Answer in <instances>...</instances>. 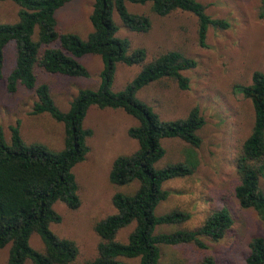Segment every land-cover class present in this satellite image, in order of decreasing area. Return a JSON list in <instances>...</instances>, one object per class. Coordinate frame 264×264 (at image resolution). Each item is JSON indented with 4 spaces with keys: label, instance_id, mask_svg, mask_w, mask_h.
I'll return each instance as SVG.
<instances>
[{
    "label": "trees",
    "instance_id": "trees-1",
    "mask_svg": "<svg viewBox=\"0 0 264 264\" xmlns=\"http://www.w3.org/2000/svg\"><path fill=\"white\" fill-rule=\"evenodd\" d=\"M5 1V0H0ZM19 6V19L14 23L0 22V79L5 78L9 92L20 86L34 92V114L49 113L64 124V147L53 150L42 142L24 140L20 125L11 126L8 141L0 131V248L11 244L7 264H71L79 248L74 240L58 236L51 223H60L62 215L54 204L62 201L76 209L81 204L78 183L73 167L86 158L90 148L87 140L93 135L84 127V119L92 105L99 108L123 109L138 120L128 134L138 141L132 154L118 156L110 170V181L118 186L134 180L139 186L134 193L116 192L113 205L116 212L95 224L101 240L98 256L87 264H132L126 258H139V264H158L160 244H195L207 248L204 237L213 241L222 239L234 223L227 207L214 211L196 229H179L169 233H156L162 223H183L190 218L188 212L175 209L157 216L155 209L169 192L165 181L186 177L195 172L191 161H178L156 167L165 155L164 138H179L199 147L200 129L205 118L199 107L191 109L187 117L162 120L153 108L137 97L144 86L163 78L177 81L181 89H188L189 78L185 71L197 62L180 50H170L146 62L143 48L129 52L130 41L117 35L118 25L113 20L117 11L123 24L130 30L147 33L152 20L147 14L132 13L126 2L151 3L153 12L167 16L176 10L192 13L198 20L199 43L206 46L210 28L227 29L228 20L214 17L199 0H95L90 15L93 30L86 39L73 32L58 29L56 11L72 0H12ZM260 16L264 18V0ZM38 26V40L33 39ZM16 42V63L5 76V48ZM41 48L44 51L41 53ZM86 54L101 56L103 69L97 89H81L63 111L57 105L48 83H39L36 67L51 74L71 77H88L89 71L80 58ZM118 63L141 65L142 69L123 90H112ZM238 90L251 100L255 112L249 136L242 141L237 158L236 174L239 183L235 195L241 206L257 211L264 224V72L256 70L252 83L239 85ZM135 222L127 242L117 239L118 232ZM33 233L41 237L45 251L30 243ZM248 264H264V237L256 236L249 243ZM126 257V258H125ZM197 264H216L212 255H206Z\"/></svg>",
    "mask_w": 264,
    "mask_h": 264
},
{
    "label": "rangeland",
    "instance_id": "rangeland-1",
    "mask_svg": "<svg viewBox=\"0 0 264 264\" xmlns=\"http://www.w3.org/2000/svg\"><path fill=\"white\" fill-rule=\"evenodd\" d=\"M95 0H72L59 8L55 15L58 29L78 34L86 39L93 30L90 15ZM214 17L229 21L227 29L210 28L207 44L202 46L198 37V20L195 15L176 10L167 16L152 11L151 3L126 2L132 13L147 14L152 27L147 33L128 29L116 10L113 20L118 25L117 35L130 41L129 52L143 48L146 62L170 50H180L194 58L197 65L184 73L190 80L188 89H181L176 80L163 78L144 86L137 97L150 105L162 120L185 118L194 107H199L205 124L199 134L202 143L195 147L179 138H164L165 155L156 163L164 167L178 161H191L195 172L186 177L169 179L163 188L169 192L155 209L157 216L179 209L190 214L183 223H162L156 233H169L179 229H196L214 211L227 207L234 219L233 225L219 241L204 237L207 248L195 244H160L158 264H197L206 255H212L216 264H248L249 243L256 236L264 237V224L253 208L241 206L235 195L239 183L236 174L237 158L242 141L251 133L255 112L251 100L239 90V85L252 83L254 71L264 72V18L260 16L261 0H199ZM20 6L12 1H0V22L14 23L19 19ZM36 26L33 39L38 40ZM44 51L41 48V53ZM89 71L88 77H71L51 74L36 67L39 83L50 85L53 97L63 111L81 89H97L103 69L101 56L86 54L80 58ZM16 63V42L5 48V76ZM141 65L118 63L112 90H123L138 75ZM36 100L33 91L20 86L9 92L5 78L0 79V131L11 139V126L19 124L21 134L28 143L42 142L53 150L64 147V124L49 113L34 114ZM84 127L93 135L87 140L90 148L86 158L72 169L78 183L81 204L72 209L62 201L54 208L62 215L60 223L50 228L60 237L74 240L79 253L71 264H87L98 256L100 236L95 224L116 212L113 196L116 192L134 193L139 182L118 186L109 175L114 160L120 155L132 154L138 141L128 134L138 120L123 109L90 106ZM264 190V174L261 177ZM135 222L118 232L117 239L127 242ZM31 245L44 252V243L37 233L30 238ZM11 244L0 248V264H7ZM126 258V257H125ZM125 261L139 264V258ZM30 264V262H28Z\"/></svg>",
    "mask_w": 264,
    "mask_h": 264
}]
</instances>
